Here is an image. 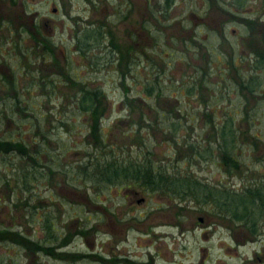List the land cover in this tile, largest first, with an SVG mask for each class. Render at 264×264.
Wrapping results in <instances>:
<instances>
[{
    "label": "rangeland",
    "instance_id": "obj_1",
    "mask_svg": "<svg viewBox=\"0 0 264 264\" xmlns=\"http://www.w3.org/2000/svg\"><path fill=\"white\" fill-rule=\"evenodd\" d=\"M142 1L94 0L97 19H108L104 25L120 49L129 45L128 37L133 34L129 27L135 28L139 16L144 17V31H139V36L133 34L144 55L139 65L134 63L135 68L128 70L127 55L116 64L101 66L91 56L84 58L74 52L73 35L82 36L80 31L89 27L87 0H65L63 5L61 0H0V88L12 82L22 87L18 103L1 96L0 138L23 141L33 157L37 147L31 140L35 139L42 148L38 161L67 172L63 175L53 168L49 175L45 168L41 173H29L26 178L32 188L22 190L21 172L15 173L16 166L31 161L25 162L15 153L0 155V264H264V222L261 240L246 242L247 234L218 216L212 204L152 193L136 184L106 185L97 191L73 174L87 152L99 151L93 149L88 135V119L74 110L72 101L67 98L62 102L60 98L62 93L77 89L68 88L58 75L68 69L85 87L104 94L99 136L116 154L141 157L148 148L156 164L169 172H191L209 186L239 189L251 177H264V116H259V109L251 113V124V119L239 118L241 112L233 113L242 96L249 95L243 91L250 83L241 90L234 84L240 82L239 76H254L258 70L253 68V61L264 44L260 35L264 30V0H243L231 7L226 0H218L220 6L213 0H208L209 5L201 0H172L167 17L159 13L165 0ZM53 5L57 13H52ZM115 7L128 12L125 19L119 21ZM234 15L250 22H240ZM26 21L39 25L55 45L45 60H35V53L29 54L28 49L23 55L12 49L19 37L21 45L31 44ZM190 37L194 41H189ZM55 61L60 69L52 65ZM23 64L28 65L26 73ZM36 70L59 84L41 88L31 85L28 96L23 86ZM141 80L143 83L138 84ZM144 86L152 87L150 96ZM125 91L128 97H141V101L126 102ZM44 93L50 98L41 96ZM252 103L251 97L249 105ZM228 111L234 121L240 119V142L233 144L232 150L242 173L232 169V177L219 166L216 138L210 129L211 122L216 126L224 122ZM176 118L182 126L173 134L166 132L168 121ZM40 131L47 137L44 144ZM252 133L261 139L254 145ZM189 143L209 146L211 154L200 149V156ZM119 147H123L121 152ZM6 180L8 185L4 186ZM25 198L36 208L35 214H28ZM45 215L49 216L50 229L43 227ZM3 230L21 233L29 240L17 239ZM49 230L63 237L65 243L60 246L57 237L47 239ZM30 241L44 246L53 243V252L37 251Z\"/></svg>",
    "mask_w": 264,
    "mask_h": 264
},
{
    "label": "trees",
    "instance_id": "obj_2",
    "mask_svg": "<svg viewBox=\"0 0 264 264\" xmlns=\"http://www.w3.org/2000/svg\"><path fill=\"white\" fill-rule=\"evenodd\" d=\"M88 1V0H87ZM204 3H208V0H201ZM221 1V0H220ZM228 5L235 6L241 4L240 2H243V0H226ZM211 2V1H210ZM214 3H217L220 6V2L218 3V0H213ZM225 2V0H224ZM172 3V0H165V3L160 7V15L163 17H167V13L169 12L170 4ZM237 20L243 21V23L250 22L249 19H245L244 17L236 16ZM233 17V15H232ZM202 18V17H201ZM202 20V19H201ZM104 23L97 26V30L99 33L104 31L102 28ZM103 29V30H101ZM90 28L86 27L82 29L83 35L81 36L82 40L79 42V47L77 48L80 51L81 57L87 56H93L94 51L90 48V43L88 40V32ZM88 31V32H87ZM87 32V34H85ZM264 30L260 33L261 40L264 41ZM29 33V32H28ZM12 34V33H11ZM30 35L27 36L31 42L30 45H21L20 44V37L18 38V42L14 43L12 45V49L16 50V54L23 55L24 53H27V49L30 53H35L33 58L36 60L37 58L41 60H45L46 57L45 54L51 55L53 52V42L47 38L40 30H38L37 26L34 25V33H29ZM98 35V34H97ZM100 35V34H99ZM109 35L111 36V42H112V35L109 31ZM18 36V35H17ZM129 39V38H128ZM189 41H194L193 37H190L188 39ZM11 41V40H10ZM2 42V37L0 35V44ZM129 45L125 48L120 49L119 46L112 43V48L108 50L109 52V59L107 60V63H115L122 59L124 55H127V57L131 56L133 59L137 58L134 61H131L130 59L127 61L126 64L128 70H131L135 68L134 63H140V59L144 55V50L141 52H136L131 47L132 44L129 42ZM189 47V46H186ZM131 52L134 53V55H131ZM52 60V57L49 56ZM138 61V62H137ZM105 61H102V65L104 66ZM71 63V62H70ZM106 63V64H107ZM138 63V65H139ZM53 66H56V68L60 69L58 63L55 61L52 64ZM137 65V64H136ZM24 66V72L25 67L28 65L23 64ZM252 67V65H251ZM23 68V67H22ZM253 68L258 69L256 72H261V74L255 73L250 74L248 77H241L239 76L240 82L235 83V87H241L243 89L245 85L250 83L248 86H246L243 92L248 93L249 95H243L240 105L237 106V110L234 111V115L238 112L242 113V116L245 118V121L247 119H251L250 115L253 113V115L256 113V110L259 109L260 115L264 116V44L261 48V52H257L256 56L253 61ZM249 69H252L249 67ZM253 70V69H252ZM255 71V70H253ZM26 73V72H25ZM51 75V74H50ZM61 77V81L68 83V88H74L77 89L73 91L71 94H64L60 96L62 99V102H64L65 99H69V101L73 102L74 110L88 119V135L92 138V144L93 149H97L99 153L97 152H91L86 153V159L85 161L77 162V164L74 167L73 174L75 177H79V179L82 182H88L91 184L92 187H95L97 191L100 190L101 187L106 185H126L127 187L130 184H136L138 186L143 187L149 192L152 193H162L166 194L167 196H173L175 198H178L179 200L183 199H192L195 202H197L199 205L204 203L212 204L215 213L218 216H221L225 219H227L232 225L236 226L237 224L243 226L247 230L250 231V233L254 236H256L259 233V223L264 222V177L258 176V177H251L252 179L246 180L244 184L239 189H233L230 187H226L225 185H214L209 186L205 183H202L201 181L197 180L191 172L188 171H179L175 170L172 172H169L170 170H167L163 165L160 163L156 164L155 161L150 157L149 149L145 148L142 153H140V156H133V157H123L122 155L116 154L112 147L105 144L104 139L100 138V130H99V118L101 117L102 112L105 110V105L103 102L104 94L101 92L100 89L96 88H87L85 87L86 84L80 82L77 80L79 77L77 75H72L69 69L67 72H61L58 74ZM123 75V74H122ZM259 75V76H258ZM41 76V77H40ZM32 79H28V82H26V85L23 86L24 91L28 96L31 95L29 93V89L31 85H37L38 87H42L44 85H50L51 87H55L58 81H53L49 75L44 77L39 73V70H36L31 76ZM120 78V77H119ZM124 78V76H123ZM141 81L137 82L138 84L141 83ZM252 82V85H251ZM143 83V82H142ZM141 83V84H142ZM64 84V83H61ZM3 96L2 100H5L4 98H13L15 103H18L21 101L20 95H21V89L22 87H17L15 82H12L11 84H8V86H2L1 88ZM144 92H146L149 96L152 92V87L144 86ZM255 91V92H254ZM59 94V93H58ZM50 94L44 93L41 96L45 97L46 99H49ZM68 95L70 97H68ZM156 98L159 96L156 94ZM252 97V104L249 105V99ZM124 99L126 102H135V101H141V97L132 98L128 97L126 94V91L124 92ZM258 99H260L258 101ZM10 100V99H9ZM24 100V99H23ZM64 106V103H62ZM250 106L249 109L246 110V107ZM17 106V105H16ZM239 108V109H238ZM19 109V107L17 108ZM209 112H214L213 109H208ZM211 110V111H210ZM172 111V110H170ZM251 111V112H250ZM178 112V111H177ZM255 112V113H254ZM206 113V112H205ZM226 119L224 122L219 123V126H216L213 122L210 123V129L211 132L215 135L216 138V148L219 151V166L220 168L228 174V176H234L235 173L241 174L242 171L239 168L240 162L238 159H236V155L234 154V151L232 150V146L236 144V142H240L239 136L240 133L238 131V121L240 119H237L234 121L232 118V113L230 111L226 112ZM229 113V114H228ZM58 123L62 126L64 125L62 121H58ZM250 123H254V121L251 119ZM139 126V125H138ZM182 126V123L179 121V118H176L175 121H168L169 128L166 129V132H171L172 134L174 131L179 127ZM171 127V128H170ZM38 129V128H37ZM38 132V130H37ZM245 133H248V129L245 130ZM39 139L41 143H45L47 141L46 134L43 132H39ZM237 134L236 136H234ZM239 135V136H238ZM249 136V133H248ZM217 137L219 141L217 140ZM35 138V137H34ZM242 140V138H241ZM251 140L252 144L258 143L261 141V139L255 135L254 133L251 134ZM31 142L34 144V146L37 147V149L34 150L33 157L28 149L26 143H24L21 140H9V139H1L0 138V155L5 156L10 153L18 154L21 158L26 160H30L31 164L28 162L23 163L20 167L16 166L15 173L21 172V184L22 187L20 189L22 190H28L31 187V184L27 180V175L29 173L34 174L35 173H41V169L46 168L45 173L51 175L55 169L60 170L62 174L66 175V171L63 169L55 168L53 169L52 166L48 164L42 165L38 161V155L41 153V145L40 143H35V139H32ZM30 142V143H31ZM190 144V149L194 152H196L198 155L202 156V154L199 153V150L202 149L206 151L209 155L211 154L212 148L207 146L206 148H200L199 145ZM208 144V143H207ZM234 144V145H233ZM33 146V145H32ZM123 147H119L118 151L121 152ZM236 148V147H235ZM239 148V147H238ZM237 148V149H238ZM29 164V170L26 169ZM55 165V164H52ZM242 166L245 164H241ZM234 170L235 173H233L231 170ZM246 170V169H245ZM247 171V170H246ZM31 174V175H32ZM47 175V176H49ZM33 176V175H32ZM43 176V175H42ZM241 176V175H239ZM73 179V178H72ZM246 182H248L246 184ZM8 182L7 180L4 183V186H7ZM9 199H11L10 195L6 196ZM14 198H17L15 196ZM19 201V199H17ZM14 202V201H13ZM28 204V198H25L24 202ZM15 206V204H14ZM28 214L33 215L36 213V208L34 206L28 204ZM26 212V211H25ZM43 227L46 229H50V220L49 216L45 215L43 219ZM52 229V228H51ZM4 233L8 235H16L17 239H22L28 241L29 239L24 237L21 233H12L9 230H3ZM0 234H2L0 232ZM48 236V237H47ZM60 236V235H58ZM56 235H53L51 231L46 234L47 239H56L57 237L59 240L60 246H62L65 241L63 240V237H58ZM63 240V241H62ZM34 246L36 245L37 251H42L45 253H52L53 252V243H49V246H44L41 244H35L32 241H30ZM56 244V243H55ZM68 256H73L72 254H67ZM77 256V255H76ZM133 264V263H132Z\"/></svg>",
    "mask_w": 264,
    "mask_h": 264
},
{
    "label": "flooded vegetation",
    "instance_id": "obj_3",
    "mask_svg": "<svg viewBox=\"0 0 264 264\" xmlns=\"http://www.w3.org/2000/svg\"><path fill=\"white\" fill-rule=\"evenodd\" d=\"M61 1H62L61 5H63L65 0H61ZM142 2H144V0ZM87 4L90 5V7H89V12L90 13H89V19H88V26H89L88 28H90V30L88 32V40H89V43H90L89 46L92 49V51H95L96 49H99V52H101V51L104 52V54H100L99 52H97L96 54L94 53L93 56L90 57V59H93L94 63H96V64L102 65V63H101L102 61H105L104 64H106L107 60L109 59L108 58L109 57L108 50L110 48H112L111 36L109 35V27H108V25H106V26L104 25L108 21V19L105 18L103 21L97 19L94 0H88ZM131 8L128 9V11H131ZM51 11H52V13H57L58 12V8L53 5L52 8H51ZM115 12H116L115 15L119 18V21L125 19V16L128 14L127 11H124L123 9L120 10L118 7H115ZM45 18H48V17H45ZM33 19H34V17L31 19V21H30L31 23L33 22ZM45 21H47V20L45 19ZM30 22L28 24H27V21L24 22V23H25V26L28 28V32L29 33H34V25H32L33 23L30 24ZM143 22H144V17L143 16H141V17L139 16L138 21L136 22L135 28L133 26L129 27L130 31H132L133 34H137V36H139L138 32L139 31H142V32L144 31L143 27H142V23ZM102 23H104L103 26H102V28L104 29V31L102 32L103 36H101V33H99V31L97 30V26L102 24ZM35 26H37V28L39 27V25H35ZM136 27H137V30H136ZM103 29H101V30H103ZM38 30H40V29H38ZM130 31L127 32V34H130ZM133 34L129 35V37H128L129 38V42L135 48L134 51L139 53V52H141L143 50V48H141L142 45L141 46L139 45L138 40H134L133 39V38H135V35H133ZM76 40H78L79 42L82 40L81 35L79 33H75L73 35V46H74V48L76 50V51L74 50V52L78 53V56H79L80 55L79 54L80 51L78 50L79 49L78 48L79 47V43ZM77 43H78V45H77ZM53 47H55L54 44H53ZM101 55H103V56H101ZM131 55H134V53L131 52ZM127 58H128V60L131 59V61H134V60L137 59V58L133 59L131 56L130 57L128 56ZM258 225H259V228H258L259 233L256 236L252 235L249 230H247L246 228H244L243 226H241L239 224H237L236 227L237 228L238 227L241 228L244 231L243 234H247V237L244 239V241L246 240V242H252V241L256 242V240H261V238H262L261 236H262L263 222H260Z\"/></svg>",
    "mask_w": 264,
    "mask_h": 264
},
{
    "label": "water",
    "instance_id": "obj_4",
    "mask_svg": "<svg viewBox=\"0 0 264 264\" xmlns=\"http://www.w3.org/2000/svg\"><path fill=\"white\" fill-rule=\"evenodd\" d=\"M141 199L137 200V201H140Z\"/></svg>",
    "mask_w": 264,
    "mask_h": 264
}]
</instances>
